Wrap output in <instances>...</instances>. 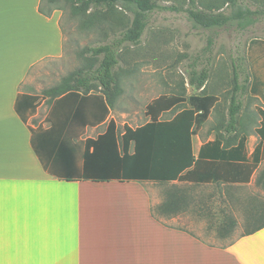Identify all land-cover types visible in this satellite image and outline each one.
I'll use <instances>...</instances> for the list:
<instances>
[{
	"label": "crops",
	"instance_id": "0c3cea01",
	"mask_svg": "<svg viewBox=\"0 0 264 264\" xmlns=\"http://www.w3.org/2000/svg\"><path fill=\"white\" fill-rule=\"evenodd\" d=\"M39 3L0 0V264H264V226L216 245L172 224L192 206L205 204L207 196L195 190L207 186L240 204L244 216L250 207L253 196L242 198L235 192L255 186L264 163V38L252 37L247 43L248 86L235 123L228 121V102L221 104L218 94L205 92L217 100L190 135L193 162L182 179L168 182L187 190L188 202L165 213L158 207L166 191L160 199L149 190V184H160L156 181L66 180L43 167L32 147V130L37 133L57 119L51 111L54 102L48 101L41 114L39 107L47 98L23 88L33 66L62 56L63 33L60 11L45 16ZM22 92L39 94L25 121L15 110ZM187 97L159 118L170 120L188 107ZM109 114L110 108L103 121L84 126L76 139L82 140L83 151L88 139L105 131ZM146 117L145 122L150 120ZM77 164L82 167L84 160Z\"/></svg>",
	"mask_w": 264,
	"mask_h": 264
},
{
	"label": "trees",
	"instance_id": "16d2710c",
	"mask_svg": "<svg viewBox=\"0 0 264 264\" xmlns=\"http://www.w3.org/2000/svg\"><path fill=\"white\" fill-rule=\"evenodd\" d=\"M64 4L70 7L73 16L80 18L84 27L106 24L108 29H120L105 43L83 47L79 51L83 58L81 66L69 72L59 83L42 90L41 96L54 102L51 111L57 119L51 120L48 128L40 129L39 137H36L39 132L32 130L35 153L48 173L66 180L156 181L165 185L166 191L159 210L165 213L176 211L182 201L188 202V193L187 190L168 186V182L182 179L181 173L192 164L190 135L205 120L217 100L216 96L204 92L209 69L191 68L188 83L200 89V93L189 95L186 99L189 106L183 107L170 120H162L159 115L169 107L181 104L185 100L183 93H162L152 98L144 109L150 120L134 128L124 124L122 133L110 120L102 134L95 140L86 141L87 147L83 151L82 140L76 139L83 133L85 125H95L107 117L119 87L115 67L120 60V51L128 44L140 43L149 13L160 6L158 0H40L38 8L43 15L49 16L53 10L63 9ZM220 5H225L229 11L212 10ZM185 10L201 26H222L235 21L241 29L252 25L264 14L263 7L251 8L247 0H221L214 7L204 5L201 0H188ZM208 44H211L210 39ZM238 60L239 63L234 62L232 66V86L228 92L230 123L236 122L242 107V96L248 86L244 59ZM38 99L39 94L36 93L18 94L15 110L23 121L28 113L35 111ZM89 145H92V151H89ZM82 159L84 165L79 167L77 161ZM254 185L264 189V165L259 169ZM249 204L245 218H260L261 221L247 229L246 233L264 226V198L253 196ZM198 209V212L202 211V207ZM206 210L203 209L204 212ZM219 214L217 234H230L236 225L235 216L224 207L219 209Z\"/></svg>",
	"mask_w": 264,
	"mask_h": 264
},
{
	"label": "rangeland",
	"instance_id": "374dc122",
	"mask_svg": "<svg viewBox=\"0 0 264 264\" xmlns=\"http://www.w3.org/2000/svg\"><path fill=\"white\" fill-rule=\"evenodd\" d=\"M201 1L212 7L221 2ZM247 1L251 8H264V0ZM158 4L160 7L148 15L140 43L128 44L120 51V60L115 67L119 87L114 93L108 117L114 120L118 131L122 130L124 124L136 126L144 123L147 120L144 112L146 103L161 93L176 91L186 97L199 93L188 83V74L193 66L197 70L204 67L209 69L204 92L218 94L221 104L228 102L233 63H239L238 59L242 58L247 67L245 53L249 39L264 38V14L245 29H241L235 21L222 26L204 27L188 16L185 10L188 0H158ZM212 10L229 11L225 5ZM59 11L63 54L58 58H45L33 66L26 76V86L23 89L41 94L43 89L59 83L69 72L81 66L83 58L79 51L83 47L105 43L120 29H108L106 24L102 27H84L80 18L73 16L66 4ZM209 39L211 44H208ZM47 106L48 100L44 99L39 107L41 114ZM207 125L210 124L205 126ZM96 132L97 130L89 133L95 135ZM149 190L154 197L158 194L162 199L165 186L149 184ZM199 193L207 196L205 204L202 202V211L198 212L194 205L184 216L177 218L173 225L187 228L210 243L222 245L233 235L244 233L261 221L260 218H245L240 204L223 197L222 191L221 196L216 194L211 186L196 189L195 194ZM235 193L242 198H264V189L259 186L250 185ZM205 206L207 213L203 211ZM222 207L233 213L237 224L230 234L219 236L216 225L220 220L219 209Z\"/></svg>",
	"mask_w": 264,
	"mask_h": 264
}]
</instances>
